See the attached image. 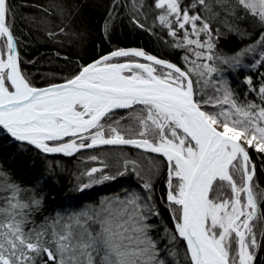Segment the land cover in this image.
<instances>
[{
	"label": "snow or ice",
	"instance_id": "1",
	"mask_svg": "<svg viewBox=\"0 0 264 264\" xmlns=\"http://www.w3.org/2000/svg\"><path fill=\"white\" fill-rule=\"evenodd\" d=\"M154 6L162 10L157 19L174 38L172 46L195 57H183L191 67L142 49L118 48L82 65L62 84L38 88L20 70L21 57L9 24L12 9L9 0H0V136L45 154L71 156L101 145L133 146L159 154L167 163L166 199L175 229L165 228L170 243L185 242L190 264H253L260 247L254 221L264 218L260 209L264 196L257 200L261 194L255 191L256 165L249 149L264 155V81L256 89L251 77L246 79L259 104H238L216 62L237 68L246 54L264 47V0L234 4L216 0L215 6L236 21L252 17L261 29L255 44L232 55L217 51L224 34L212 20L221 13L213 12L207 0L188 4L154 0ZM198 7L203 13L196 11ZM238 9L243 14L238 15ZM134 23L145 27L135 18ZM225 27L229 33L242 34L239 23ZM104 30L107 33V24ZM261 64L264 51L252 67ZM213 73H220V78L212 80ZM209 84L216 94L205 98L203 88ZM119 110L126 116L113 119ZM125 119L134 126L123 125ZM128 164L144 179L135 161H126L118 175L127 174ZM150 171L155 175L159 168L153 165ZM83 175L88 182L80 191L116 179L98 168ZM10 187L12 196L0 207V264H165L149 234L154 227L150 218L160 216L150 178L140 186L143 194L125 192L123 199H106L99 208L69 216L57 214L39 226H30L34 221L29 215L40 201L22 202L18 186ZM225 187L231 196L220 191ZM260 235L264 237V232ZM167 251L176 255L173 249Z\"/></svg>",
	"mask_w": 264,
	"mask_h": 264
},
{
	"label": "trees",
	"instance_id": "2",
	"mask_svg": "<svg viewBox=\"0 0 264 264\" xmlns=\"http://www.w3.org/2000/svg\"><path fill=\"white\" fill-rule=\"evenodd\" d=\"M209 1L207 0L210 4ZM190 2L192 0H184L185 4ZM9 4L12 9L9 24L21 57V71L33 86L67 80L82 65L118 48H141L148 54L181 67H191L183 60L185 55L195 59L186 49L172 46L174 38L169 35L167 28L159 24L157 18L162 10L154 6V0H9ZM196 11L203 13V9L199 7ZM134 18L145 27H138ZM212 23L214 28H219L224 34L217 45V51L221 54L232 55L241 51L258 40L261 33L258 25L252 23L250 27L226 13L215 17ZM237 23L242 34L226 31V24ZM106 24L107 33L104 30ZM61 28L64 29L63 33H60ZM49 33L56 35L50 36ZM179 35L182 36V32ZM201 39L205 37L202 35ZM256 60H259L258 56L245 55L241 66L237 68H229L216 62V66L223 69V77L229 82L238 104L249 101L260 103L259 96L250 91L246 83V79L251 77V87L258 89L264 81V64L252 67ZM197 63L213 62L199 60ZM220 75L213 73L211 79L218 80ZM201 87L203 88L202 85ZM203 92L205 98L216 94L211 84L203 88ZM121 116H126L124 110L117 111L113 119ZM121 123L134 126V122L128 119ZM249 155L256 165L254 183L258 188L255 191L261 194L257 196V200L261 201V196H264V155L252 149H249ZM93 156L97 159H90ZM150 160L153 163L150 164ZM126 161H135L140 175L152 180V198L160 216L150 218L149 223L154 227L149 234L160 249V258L165 264H190L185 257V242L181 239L170 243L165 233V228L175 231L166 199L165 158L133 146H98L82 149L68 156L60 153L45 154L34 146L0 136V207H4L6 199L12 196L13 189L10 186H18L19 196H22L18 197L20 201L23 199L22 202L30 205L33 200L40 201L38 206L31 208L29 215V219L34 221V225L30 226H39L46 220L51 221L57 214L69 216L99 208L106 199H123L125 192L143 194L140 186L144 179L131 171V164H128L129 171L126 175H118L124 171ZM153 165L159 168L155 175L150 171ZM92 168L101 169L105 175L116 176V179L104 181L83 191L78 190L88 182V177L83 174ZM94 175L99 178L100 173ZM237 182L239 183L238 178ZM260 209L264 212V201L260 202ZM254 224L260 247L255 251L253 264H264V237L260 235L264 232V218L254 221ZM167 249L175 250L176 255H170Z\"/></svg>",
	"mask_w": 264,
	"mask_h": 264
},
{
	"label": "rangeland",
	"instance_id": "3",
	"mask_svg": "<svg viewBox=\"0 0 264 264\" xmlns=\"http://www.w3.org/2000/svg\"><path fill=\"white\" fill-rule=\"evenodd\" d=\"M210 2V4H209V6L212 8V10H217L216 12H220V13H222V14H225L219 7H216L215 5H216V0H210L209 1ZM231 2L234 4L235 3V0H231ZM238 15H241V14H243V10L242 9H238V13H237ZM234 20H235V18H234ZM243 23H245V24H248V25H250V27L252 26V23L253 24H255L254 22H253V18L252 17H248V19H247V21L246 22H243ZM257 41V40H256ZM256 41L253 43V44H255L256 43ZM253 44H251V45H253ZM249 46V45H248ZM247 46V47H248ZM247 47H245V48H247ZM244 48V49H245ZM260 51H264V47H258L257 49H256V51L255 52H253V53H249V54H246V55H248V57H253V56H258L259 57V52ZM253 59V58H252ZM242 60H243V58H242ZM119 62H124V58H120V61ZM140 62H144V60L141 58L140 59ZM65 139H67V138H65ZM60 154H62V153H60ZM174 183H175V181H174ZM220 191H222L223 193H224V195H226V196H231V192L225 187V188H223V189H221ZM20 194L18 193V197H22V196H19ZM243 195V194H242ZM21 199V198H20ZM22 201H23V199H21ZM254 231L256 232V238H257V235H258V233H257V231H256V228H254Z\"/></svg>",
	"mask_w": 264,
	"mask_h": 264
},
{
	"label": "water",
	"instance_id": "4",
	"mask_svg": "<svg viewBox=\"0 0 264 264\" xmlns=\"http://www.w3.org/2000/svg\"><path fill=\"white\" fill-rule=\"evenodd\" d=\"M124 49H133V48H124ZM135 49H141V48H135ZM19 51V50H18ZM108 54V53H107ZM104 55H106V54H104ZM103 56V55H102ZM101 57V56H100ZM99 57V58H100ZM99 58H97V59H99ZM96 59V60H97ZM161 59V58H160ZM165 60V59H164ZM95 61V60H94ZM168 61V60H167ZM93 62V61H92ZM91 62V63H92ZM173 63V62H172ZM90 64V63H89ZM20 70H21V67H20ZM22 72V71H21ZM65 82V80L64 81H61V82H57V83H53V84H62V83H64ZM53 84H48V85H44V86H34V87H38V88H45V87H48L49 85H53ZM101 146H109V145H101ZM98 147V146H97ZM41 151V150H40ZM42 152V151H41ZM50 154H58V153H50Z\"/></svg>",
	"mask_w": 264,
	"mask_h": 264
}]
</instances>
